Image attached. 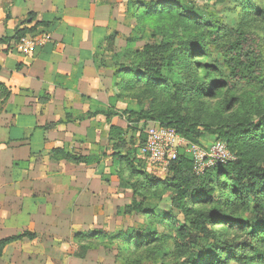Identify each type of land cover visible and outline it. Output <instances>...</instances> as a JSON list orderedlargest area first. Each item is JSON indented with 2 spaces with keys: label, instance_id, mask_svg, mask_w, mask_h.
<instances>
[{
  "label": "trees",
  "instance_id": "16d2710c",
  "mask_svg": "<svg viewBox=\"0 0 264 264\" xmlns=\"http://www.w3.org/2000/svg\"><path fill=\"white\" fill-rule=\"evenodd\" d=\"M175 1L129 0L127 19H134L136 11L150 15L160 11L167 14L174 11ZM178 9L177 20L190 26L207 27L203 18L191 8L183 5ZM260 13L264 23V0ZM45 27V24L37 23L29 29L17 31L11 38L0 39V51L2 46H6L4 51L13 48L10 42L15 45L25 35H49ZM207 28L209 38L214 40L219 30L212 33V26ZM136 31L139 36L135 34L125 39L124 50L114 64L116 91L108 108L79 118L84 120L96 115L105 118L109 126L107 140L110 154L106 150L101 153V158L77 157L60 150H54L53 154L61 153L66 161L86 166L110 159V175L116 176L120 186L132 193L131 202L124 207L123 215L141 217L148 222V228L118 230L115 234L96 231L75 237L78 236L86 244L96 242L112 246L115 243L118 248L116 259L120 264L128 260L130 264H139L138 261L132 262L128 255L132 250L148 247L152 243L156 246L153 257L157 260L173 254L179 246L183 254L188 255L185 264H222L220 260L224 253L226 259L264 262V116L252 121L251 118L246 119L245 114H233L231 111L236 100L230 98L228 91L221 93L220 90L228 86L229 77L236 83L250 86L262 84V53L254 44L250 46L247 33L237 32L232 41L219 46L222 66L230 76L217 78L212 66L200 61L190 62L193 55L199 56L205 48L201 36L192 35L183 42L190 44L187 49L171 37L155 38V42L135 49L137 42L145 40L144 30L133 27L131 34ZM201 35L204 36L202 32ZM115 36L108 39L109 50L113 47ZM185 55L187 58L183 59ZM172 73H176L180 80L169 76ZM139 86L144 88L142 97L150 101L147 108L140 103L120 111L117 104ZM158 91L172 93L173 107H161L153 102L158 98ZM8 97L9 91L0 84V100L5 101ZM199 100L210 105L214 103V106L206 109L202 103L196 104ZM116 117L124 119V128L111 124ZM141 122L171 128L185 141L198 146L206 134H212L216 136L215 142L222 141L226 145L235 160L216 165L197 176L192 171L190 157L180 151L167 172L156 177V169L154 174L146 172L143 162L137 158L138 149L146 139ZM166 201L168 208L164 209L161 204ZM159 225L164 230L169 228L173 235L159 232L156 229ZM216 226L220 229L216 230ZM238 234L246 237L239 248L226 240L227 235ZM34 238L33 234L21 233L0 240V257L7 245ZM171 239L174 249L166 252L164 244ZM119 258H125V261L121 262Z\"/></svg>",
  "mask_w": 264,
  "mask_h": 264
},
{
  "label": "crops",
  "instance_id": "0c3cea01",
  "mask_svg": "<svg viewBox=\"0 0 264 264\" xmlns=\"http://www.w3.org/2000/svg\"><path fill=\"white\" fill-rule=\"evenodd\" d=\"M128 2L0 0V39L37 23L47 26L50 37L30 57L17 54L13 41V48L0 51V84L9 91L0 100V240L35 235L4 247L0 264H106L108 246L75 236L115 234L98 226L100 210L113 190L129 192L130 202L132 193L110 175V159L86 166L53 151L110 154L105 118H79L108 108L114 96L113 68L128 37ZM119 120L111 124L124 128ZM141 150L137 158L151 172ZM113 259L120 264L116 254Z\"/></svg>",
  "mask_w": 264,
  "mask_h": 264
},
{
  "label": "rangeland",
  "instance_id": "374dc122",
  "mask_svg": "<svg viewBox=\"0 0 264 264\" xmlns=\"http://www.w3.org/2000/svg\"><path fill=\"white\" fill-rule=\"evenodd\" d=\"M150 1L156 2L158 0H145V2ZM175 2L174 11L168 12L167 14H163V12L160 11L159 14L154 13L150 15L149 13L143 14L139 11H136L134 19L132 17L128 18V25L127 28L124 29V35L128 34V36H133L136 34V36H139L137 31L134 34H131V29L133 27L144 30L143 32L145 35V40L137 42L135 44V49H140L145 44H151L155 42V38L160 40L163 37H171L174 42L183 43L186 42V40H188V38H190L192 35H199L204 39L202 43L205 48L201 51L199 56L193 55L190 59V62L200 61L212 66L215 69V75L218 78L219 76H230L225 70V67L222 66V55L219 46L227 43L228 41H232L237 32H245L248 34L249 39L251 40L250 46L254 44V46L262 53L264 70V23L261 20L260 13V9L263 6V0H176ZM183 5L191 8L194 13H198L203 18L204 23L206 22V24H208L207 27L211 25L212 33H215L217 30H219L214 40L209 38V28L202 27L197 24L190 26L188 24H184L183 21L176 19L175 15L177 14L176 12L179 11L178 7ZM201 32L204 34V36L201 35ZM123 43L124 42H122V44ZM189 46V43H183L184 48L187 49ZM193 47L196 48V46ZM182 58L186 59L187 55L183 56ZM169 76H176L174 79L180 80L176 73L169 74ZM183 76H186V74ZM229 80L230 82H228V86L220 90L221 93L223 91H228L230 98L233 97L236 100L235 107L231 112L237 116H239L238 114H245L246 119L251 118L252 121L258 120L260 116H264V80L262 84L256 86H250L244 83H236L230 77ZM143 89L144 88L142 86H139L128 92L129 94L124 98V101L117 104L118 109L124 112L125 107H136V105L138 104L139 106L140 103L143 108H147L150 101L142 97ZM157 96L158 98L153 102H155L158 106L173 107L174 103L172 101V93L158 91ZM200 103H202L203 107L206 109L208 107L213 108L214 106V103H211L210 105L208 103L201 102V100L196 102V104ZM119 121L120 124L125 127L124 119H120ZM150 123L151 122L145 124L141 122V128L144 135L145 130ZM216 140V136L212 134H206L201 139L199 147L205 149L214 144ZM182 153L185 154L183 151H181V154ZM151 172L153 173V170H151ZM156 177L161 176L156 174ZM114 191L115 190H113L109 197L107 195V205H103L104 207L100 210L98 226L109 231L125 230L131 228L138 230L140 227L148 228V222L144 221L139 216L121 215L120 210L124 205L130 202L131 195L129 192L122 190H118L115 193ZM167 196H165V198ZM167 206V201L161 204V207L164 209L168 208ZM178 220L181 222L180 217ZM156 229L159 232L164 231V233L173 235L169 228L164 230L162 225H159ZM218 229H220V226H216V230ZM226 240L230 245L239 248L245 243L246 237L242 234L227 235ZM108 247L111 249V251L107 252L104 250L109 255L104 260L106 261V264H114L113 256L116 254L118 248L116 247L115 243L112 245V247ZM164 248L166 252H168V249L173 248V240L171 239L167 241V243L164 244ZM155 250L156 246L152 243L148 247L132 250V252L128 255V258L132 259V262H140L139 264H185L188 260V255L186 253L183 254L184 251L179 246L175 251H173V254H169L162 260H157V258L153 257ZM225 255L226 254L224 253L222 255V260H220L222 264L224 262V264H264V262L260 260L248 262L247 260L235 261L232 259H226ZM119 259L121 262H123V260L125 261V258ZM123 264H130V262L128 260V262L125 261Z\"/></svg>",
  "mask_w": 264,
  "mask_h": 264
},
{
  "label": "built area",
  "instance_id": "2783aa9c",
  "mask_svg": "<svg viewBox=\"0 0 264 264\" xmlns=\"http://www.w3.org/2000/svg\"><path fill=\"white\" fill-rule=\"evenodd\" d=\"M50 42L47 34L25 35L14 45L16 53L30 57L36 50ZM145 143L142 154L147 157L149 164L156 169L158 175L167 172L169 165L175 161L180 151L187 154L192 161V171L195 175H202L206 170L225 165L235 160L223 142H215L207 148L190 144L181 138L171 128L158 123H150L145 130Z\"/></svg>",
  "mask_w": 264,
  "mask_h": 264
}]
</instances>
